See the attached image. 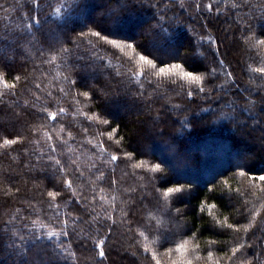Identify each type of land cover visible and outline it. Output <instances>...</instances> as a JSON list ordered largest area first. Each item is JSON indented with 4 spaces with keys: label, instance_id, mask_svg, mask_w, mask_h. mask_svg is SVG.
Segmentation results:
<instances>
[{
    "label": "trees",
    "instance_id": "16d2710c",
    "mask_svg": "<svg viewBox=\"0 0 264 264\" xmlns=\"http://www.w3.org/2000/svg\"><path fill=\"white\" fill-rule=\"evenodd\" d=\"M260 41L264 0H0V264H264Z\"/></svg>",
    "mask_w": 264,
    "mask_h": 264
},
{
    "label": "snow or ice",
    "instance_id": "6c2138e0",
    "mask_svg": "<svg viewBox=\"0 0 264 264\" xmlns=\"http://www.w3.org/2000/svg\"><path fill=\"white\" fill-rule=\"evenodd\" d=\"M94 35H99V33H94ZM112 43H115V42L113 41ZM259 43H264V41H260ZM117 46H119V45H117ZM128 47L131 48L132 45L129 44ZM139 60H140L144 65H147V66H149V67H151V68H156V65L152 62V60L148 59V58H147L146 56H144V55H141V56L139 57ZM177 70H179V74H180L183 78H185V79H187V80H189V81H194V82H196V83H199V81H200V79H201L199 76H193V75H192L191 73H189V72H184V71L180 68V65H173L171 68H160L159 71H158L156 74H157V75H162V76H168V75H170V74H176V73H177ZM257 71L264 72V69H257ZM137 75H139V73H137ZM17 79H18V77H17ZM6 87H8V85H6ZM84 95H87V93H84ZM61 111H63V109H61ZM50 118H51V119H55V115H52ZM105 123H107V121H105ZM14 142H15V141H13V140H5V141H4V145H10V144H12V143H14ZM112 159H113V160H116L117 157H116V156H113ZM57 163H59V161H57ZM156 170H158V166L152 169V171H156ZM241 174L243 175V173H241ZM259 179H260L261 181H264V176H260ZM178 191H180V189H178V188H170V189H168L167 192L164 193V195H165V197H167L169 194H171V193H173V192H178ZM49 196H54V194L50 192V193H49ZM229 226L231 227V225H229ZM53 235H55V233H52V232H49V233H48V236H49V237H52ZM103 244H104V240H100V241L96 244V247H97L98 249H101V250L99 251V256H100V257H104V255H105V253H104L103 250H102V245H103ZM186 245H187V241H185L183 244L178 245L177 248H176V251H177V252H183V251H186V250H187V249H186ZM237 251H239V248L233 249V253H235V252H237ZM209 256H211V253L209 254ZM153 258L155 259V256H154ZM157 264H159V261H157ZM188 264H191V262L189 261Z\"/></svg>",
    "mask_w": 264,
    "mask_h": 264
},
{
    "label": "rangeland",
    "instance_id": "374dc122",
    "mask_svg": "<svg viewBox=\"0 0 264 264\" xmlns=\"http://www.w3.org/2000/svg\"><path fill=\"white\" fill-rule=\"evenodd\" d=\"M228 37H230V35H228ZM255 88H257V86L253 87V89H255ZM246 94H247V98H248L249 96L252 95V94L249 93V92H246ZM248 95H249V96H248ZM251 99H252V98H250V100H251ZM248 120H249V122L254 123V125L256 124L255 121L252 120V118H248ZM262 133H264V131H262ZM259 143H261V144L264 143V142H263V139H262V140L260 139V142H259Z\"/></svg>",
    "mask_w": 264,
    "mask_h": 264
}]
</instances>
